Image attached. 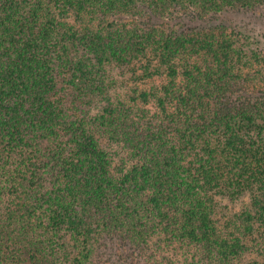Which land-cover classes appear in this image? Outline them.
I'll use <instances>...</instances> for the list:
<instances>
[{
    "label": "trees",
    "instance_id": "16d2710c",
    "mask_svg": "<svg viewBox=\"0 0 264 264\" xmlns=\"http://www.w3.org/2000/svg\"><path fill=\"white\" fill-rule=\"evenodd\" d=\"M256 8L0 0V264H264Z\"/></svg>",
    "mask_w": 264,
    "mask_h": 264
},
{
    "label": "rangeland",
    "instance_id": "374dc122",
    "mask_svg": "<svg viewBox=\"0 0 264 264\" xmlns=\"http://www.w3.org/2000/svg\"><path fill=\"white\" fill-rule=\"evenodd\" d=\"M227 17L233 20L237 25L249 30L256 36L263 44L262 50L264 52V8H256L253 11H237L236 13L229 12ZM252 74L258 79L264 77V62L257 63L252 67ZM101 143L105 141L101 139ZM247 202L246 196H241L236 199L222 198L218 200L219 208L225 211L239 210L241 205ZM107 257L104 258V264H140L132 263V256L135 255L131 252L129 247H107L105 248ZM252 257H245L244 260H249ZM259 260V258H256Z\"/></svg>",
    "mask_w": 264,
    "mask_h": 264
}]
</instances>
